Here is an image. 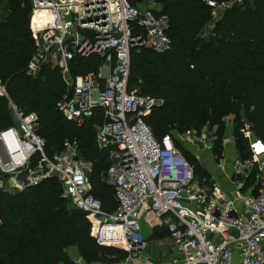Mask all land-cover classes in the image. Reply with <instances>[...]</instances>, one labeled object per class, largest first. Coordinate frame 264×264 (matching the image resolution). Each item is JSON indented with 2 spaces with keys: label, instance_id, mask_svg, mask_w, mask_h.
I'll use <instances>...</instances> for the list:
<instances>
[{
  "label": "built area",
  "instance_id": "1",
  "mask_svg": "<svg viewBox=\"0 0 264 264\" xmlns=\"http://www.w3.org/2000/svg\"><path fill=\"white\" fill-rule=\"evenodd\" d=\"M215 19L219 12L242 0L215 3L206 0ZM34 12L46 11L50 22L31 30L34 50L26 74L42 67L56 70L64 90L54 104L68 122L91 123L94 143L105 153L108 166L102 177L112 189L115 207L105 211L91 194L92 164L79 154L75 140H63L57 152L46 153L38 135L37 118L24 114L6 99L11 125L0 130V190L35 186L54 178L68 209L84 215L89 235L106 251L91 264H129L146 247L138 221L166 232L176 254L167 264H264V144L249 123L240 127L245 156L233 161L234 196L214 185L197 186L193 167L180 154L169 135L157 140L143 118L162 100L128 87L130 52L168 49L167 18L149 9L132 7L127 0H30ZM97 56L93 71L72 75L74 58ZM97 121V122H96ZM229 138L222 140L226 146ZM218 168L223 169L222 163ZM246 182L249 192L244 194ZM195 186V188H194ZM204 186V185H203ZM250 190L253 192L251 193ZM117 232L121 245L104 239ZM234 257L236 260L234 262ZM70 264H86L72 255Z\"/></svg>",
  "mask_w": 264,
  "mask_h": 264
},
{
  "label": "trees",
  "instance_id": "2",
  "mask_svg": "<svg viewBox=\"0 0 264 264\" xmlns=\"http://www.w3.org/2000/svg\"><path fill=\"white\" fill-rule=\"evenodd\" d=\"M4 1L0 82L7 99L22 113L36 116L38 135L46 143L47 154L57 152L65 138L76 141L79 154L92 164L91 194L105 211H111L115 207L112 189L102 180L108 160L94 143L91 123L95 120L76 125L55 110L54 104L64 90L56 70L42 67L34 77L26 74L34 50L27 20L30 3ZM127 1L130 4L134 0ZM205 1L154 0L160 11L152 12L168 20L170 45L162 53L145 49L159 62L142 70L139 77L130 66L128 87L162 100L161 106L143 118L157 140L169 135L176 146L173 131L198 132L204 125L215 126V135L220 136L222 119L230 116L235 135L246 122L264 144V0H242L240 5L219 12L215 19ZM210 1L218 4L226 0ZM49 21L48 12L36 11L30 18L31 29L39 30ZM99 61L97 56L76 57L70 73L93 71ZM89 64L94 67L89 68ZM10 125L6 99L0 97V130ZM241 141L245 149V140ZM106 230L112 234L111 227ZM101 235L121 245L117 236L107 237L103 231ZM68 248H75L86 264L99 261L104 251L122 253L95 244L87 220L82 213L68 209L56 179L12 194L0 191V264H70Z\"/></svg>",
  "mask_w": 264,
  "mask_h": 264
},
{
  "label": "rangeland",
  "instance_id": "3",
  "mask_svg": "<svg viewBox=\"0 0 264 264\" xmlns=\"http://www.w3.org/2000/svg\"><path fill=\"white\" fill-rule=\"evenodd\" d=\"M144 1L145 0H134L130 2V5L137 9H143L145 7ZM5 4L4 0H0V18L1 16L3 17L2 12ZM33 13L34 11L31 4H29L27 20L30 34V18ZM158 62L159 60L147 53L145 49L138 48L133 49L130 52V66L131 70L134 71L135 76L139 77L142 70ZM89 65V68L94 67L92 64ZM136 82L138 84L141 83L139 82V78ZM234 128L235 124L233 122V118L228 116L222 119V130L220 136L215 135V126L210 127L208 125H204L198 132L193 130H188L182 134H177L174 131L172 132L176 147L180 154L191 166H193L197 177V186L199 188L203 187L207 189V186L211 187L212 185H215V182L213 183L211 179L210 172L217 174L218 170L216 169L215 164H217L220 159L221 161L229 163V160L236 159L239 154L241 155L244 149V144L241 141L240 128H238L236 135L233 133ZM225 137H230L227 144L230 146H223L222 140ZM63 140L70 139L65 138ZM3 190L10 194L18 191L13 190V187L9 184L4 186ZM138 225L140 228L139 232L141 238L144 242H146V248L141 254L133 256L129 264H167L169 260L174 257L176 252L174 250V243L166 238V235L161 228L154 231L150 235V229L142 219L138 221ZM66 252L68 258L72 255H76L75 248H68ZM10 263L14 264L13 261ZM57 264H62V262H58Z\"/></svg>",
  "mask_w": 264,
  "mask_h": 264
},
{
  "label": "crops",
  "instance_id": "4",
  "mask_svg": "<svg viewBox=\"0 0 264 264\" xmlns=\"http://www.w3.org/2000/svg\"><path fill=\"white\" fill-rule=\"evenodd\" d=\"M145 2V7L144 8H146V9H149L151 12L152 11H160V6L159 5H157V4H155L154 3V0H145L144 1ZM153 13V12H152ZM154 14V13H153ZM71 64V63H70ZM229 136V135H228ZM229 139H230V137H228ZM227 146H230V145H227ZM245 148H246V145H245ZM244 151H245V149H244ZM242 152L241 153V155L239 154L238 156H237V158L238 157H244L243 156V153L245 154V152ZM236 158V159H237ZM235 159H232V160H229V163H226L225 161H221V159L218 161V163L219 162H221L222 163V166H223V169L221 170V169H219L218 168V163L217 164H215V166H216V169L218 170L217 171V174H214V173H211L210 172V175H211V179H212V181H213V183L215 182V187L216 188H218L219 190H221V191H223L225 194H228V195H230L231 193H232V195L234 196V188H233V186L231 185V168H232V165H233V161H234ZM193 167V166H192ZM248 184H249V182H246V186L244 187V194H246V193H248L249 192V186H248ZM213 186V185H212ZM207 187H209V186H207ZM250 192L251 193H253L251 190H250ZM149 228V227H148ZM150 229V235L154 232V231H157L158 229H160V228H158V227H153V228H149ZM162 229V228H161ZM149 235V236H150ZM166 235V234H165ZM166 238H167V236H166ZM148 239H150V238H148ZM168 239V238H167ZM169 240V239H168ZM146 248V247H145ZM174 250L176 251V249H175V246H174ZM175 254H176V252H175ZM175 254H174V256H175ZM235 260H236V257H234V262H235Z\"/></svg>",
  "mask_w": 264,
  "mask_h": 264
},
{
  "label": "bare ground",
  "instance_id": "5",
  "mask_svg": "<svg viewBox=\"0 0 264 264\" xmlns=\"http://www.w3.org/2000/svg\"><path fill=\"white\" fill-rule=\"evenodd\" d=\"M49 22H50V21H49ZM49 22H47L45 25H48ZM45 25H44V26H45ZM111 230H112V234L115 235V236H117V232L115 231V229H113V228L111 227Z\"/></svg>",
  "mask_w": 264,
  "mask_h": 264
}]
</instances>
